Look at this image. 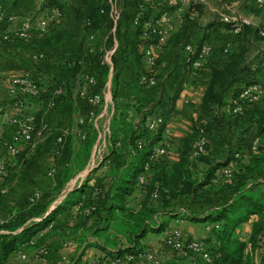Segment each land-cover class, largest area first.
I'll use <instances>...</instances> for the list:
<instances>
[{"label":"trees","instance_id":"trees-1","mask_svg":"<svg viewBox=\"0 0 264 264\" xmlns=\"http://www.w3.org/2000/svg\"><path fill=\"white\" fill-rule=\"evenodd\" d=\"M23 1L0 0V9L8 3L12 8L17 9ZM46 2L58 6L63 15L65 8L72 12V26L69 30L72 37L80 36L84 51L85 33L82 25L85 18L92 17L94 23L96 19H101L100 22L109 19L107 0H46ZM94 2L99 4L95 6ZM139 3L142 4L140 20L157 17L163 12H170L176 8V5L168 4L165 0H149L144 3L142 0H131V17L137 11ZM99 6L105 8L103 16L96 13ZM190 12H199L200 15L203 6L193 2L186 5L181 12L182 23L178 30L169 35L168 42L171 40L180 42L186 37L190 24L194 21L188 17ZM6 26V19H3L0 22V47L10 43L4 39ZM215 26H222L227 31L230 29L229 24L220 21V17L218 22L212 20L200 26L206 30V34L195 42L194 52L186 56L185 66H191L198 49L202 44L207 43L209 31ZM58 27L62 26H56L54 31L58 32L51 33V39L57 42L65 36V31ZM115 28L117 33L118 25ZM134 29L136 35H139V29L135 27ZM257 31L250 25H242L237 34H230L232 38L227 42L226 61L221 64H211L209 78L198 106L199 116L191 123L190 132L182 139L181 149L174 161L167 162L168 154H166L149 162L144 183L136 184V177L142 171L144 163L148 161L151 148L164 139L165 126L181 89L183 73L173 92L168 96L165 107L160 110L161 122L153 132L145 127V129L138 128L133 123V117L140 112L138 105L124 101L119 108L114 109L109 123L110 153L106 157L107 159L110 157L111 161L109 164L111 183L106 189H101L92 196L91 189L86 183L75 186L44 216H42L44 211L38 210L35 204H31V216L40 217V220L30 221L21 229H19L21 222H16L11 214L9 223L2 227L7 232L0 233V264H3L11 253L22 248L34 251L43 246L46 234L34 244H30L32 236L52 223L59 213L78 203L81 207L74 230L84 228L87 234L103 238L109 248L101 243H93V245L101 248L107 256L136 252L141 249L139 241L145 234L161 231L168 219L176 218L192 222H213L216 225L213 241L205 246L210 256L208 264H251L246 250L248 246H253L264 232V108L259 103L243 104L242 100L238 99V95L244 88L257 82L255 75L260 70L261 64H264V36H258ZM256 38L260 41L257 42ZM96 42L97 50L90 56L93 61L96 60L97 65H100L98 61L104 48L111 45V37L106 39L105 44L98 40ZM148 43L147 39H142L132 44L136 60L140 56L136 52L137 47ZM225 44L221 47V51ZM69 52L73 53L71 49ZM70 60L69 57L64 61L59 76L50 77L49 84L37 97L44 104V108L35 114L37 127L45 121L44 113H49L52 109L49 107V102H60L66 96L65 77L69 71ZM79 60L81 64L77 67L78 71L83 67L93 71L91 68L93 66L87 67L83 58ZM159 62L156 60V64ZM114 66L113 96L117 84L116 66ZM104 69L107 68L103 67L105 74ZM57 89H61L62 93L56 94ZM232 100L243 104L240 112L231 111ZM130 110L134 114L129 115ZM150 110L148 108L143 114H149ZM219 129L226 131L224 141L221 140L225 148L222 159L214 157L208 147L209 131ZM199 130L206 138L204 152L189 158L187 154L189 145L198 135ZM95 136L96 132L87 128L86 138L80 140L79 151L60 174L61 185L55 186L58 192L71 176L72 167L78 170L87 163L91 147L95 143ZM136 140H140V148L129 156L128 152ZM232 163H235V169L228 180H213L221 168ZM7 180L0 188V197L3 195L1 189L7 186ZM135 187H141L144 196L136 209H130L125 206V200ZM152 192L156 193L155 197H152ZM152 198L158 200L161 211L167 215L164 220L158 219V210L151 206ZM179 198L182 199L181 209L172 210L171 205ZM91 206H94V210L86 214L84 210ZM195 207L201 210L197 212ZM250 216H255V219L250 223L247 236L243 237L240 230ZM89 218L93 219V223L85 227ZM118 238H122L125 242L119 243ZM89 245L92 244H87Z\"/></svg>","mask_w":264,"mask_h":264},{"label":"crops","instance_id":"crops-1","mask_svg":"<svg viewBox=\"0 0 264 264\" xmlns=\"http://www.w3.org/2000/svg\"><path fill=\"white\" fill-rule=\"evenodd\" d=\"M199 2L203 3L201 4L203 11L210 9L203 0H199ZM170 3L176 5L173 4V1ZM240 3L248 4L255 11L254 14L249 13L245 15L252 22V27L257 30L264 29V5L257 7L254 0H231L229 5H240ZM130 4L131 0H126L124 8H120L118 22L114 23L110 18L108 19L110 20L109 23H107L108 20L96 22L98 24L96 26L99 27L100 34L103 36L102 42L105 44L106 39L111 37V45L103 50V52L109 53V64L97 65L96 60L93 61L92 57L85 53L82 42L80 43V36L76 38L72 37L71 32L68 39L66 37L64 40L56 41L52 46L45 45L39 41L34 43L17 41L0 47V103L4 106V110L0 112V131L5 139H8L12 132V126L8 121L13 115L8 96V88L11 86L10 79L14 75L30 69L34 73L41 75L43 81L42 88L45 90L47 84H49V78L59 76L64 61L69 57L71 58L68 62L69 71L65 77L67 89L64 88V93L66 96L62 101L57 102L49 113H44L48 129L42 136L36 137L32 145L23 147L19 156L12 160L13 164L11 165L9 179L7 180L6 192L0 197V219H10L12 214L16 222H21L19 229L30 221L40 220V217L31 216L32 208H30L27 202L28 196L34 191L40 192V197L34 204L38 210L44 211L42 215L44 216L61 202L66 195H62L63 192L67 193L75 186L86 183L91 189L92 196H94L98 193L97 189H106L111 183L110 167L108 170L101 168V162L94 156L93 143L87 163L78 170L72 167V174L63 184L60 191L58 192L55 189V186L61 185L59 182L61 172L66 166H69L70 161L79 151L80 139L76 133H72L66 138L58 153L54 155L53 152L55 138L61 128L68 124L75 127L78 117L83 116L86 111V103L81 95L84 86L79 79L77 68V61L80 58L85 59L83 62L87 63V67L93 66L91 68H93L98 79V83L93 89L100 91L104 97L102 107L98 110V118L94 124H86V130L90 128L92 132H96V135L100 130V124L103 122L102 125H104L107 121L110 123L114 109L119 108L124 101H128L129 104L138 105L140 112L133 117V123L145 126L148 119L159 115L160 110L166 105L168 96L173 92L179 79L184 74L181 89L174 101L172 114L165 126L170 140V150L166 161L172 162L176 159L178 145L175 142L177 139L184 138L190 132L191 123L199 116L198 106L209 78L211 64H221L226 61L225 56L228 53L221 51V47H223L224 43L228 44L227 42L231 40L232 36L222 26L211 28L207 36V43L211 45L210 54L202 61L200 68L195 69L191 66H185L186 53L183 49L184 45L189 44L194 48L195 42L206 34V30L200 27L206 22L201 23L202 20L200 21L199 18L194 19L195 21L190 24L189 31L186 37L183 38V41H167L162 52L158 54L157 60L160 62L156 64L153 70L154 75L158 79L157 86L141 87L136 84L135 78L139 73L144 71L141 59L142 46L137 47L136 52L140 56L136 60L132 44L142 39L139 35H136L135 29L130 23L132 14ZM37 5L38 0H24L23 4L17 9L12 8L10 3L4 5L3 9L8 12L27 14L29 11L32 12ZM110 22L112 23L111 25ZM181 23V15L175 10H171L169 21L170 34L178 30ZM116 25H118L117 33L115 30ZM69 49L73 53L70 54ZM39 53H43L44 58L35 61L33 56ZM113 65L116 66L115 73L117 78L114 96L112 92ZM103 67L107 68V70L104 69L105 74ZM255 78L260 85V89L264 91V73L258 71ZM261 98L264 100V94ZM27 102L28 110L34 114L44 108L43 102L37 97L28 98ZM148 108L151 109L150 113L143 114ZM128 114L134 113L130 110ZM222 137H226L225 129L212 130L208 133L209 151L212 154L217 153L216 158L218 159L223 158L220 153L225 151V148L221 144L220 138ZM108 145L106 147V156L110 153L109 142ZM2 153V147L0 146V156ZM108 160L109 164H111L110 157ZM95 161L96 164L94 163ZM50 162H53L56 167L53 177L47 175ZM143 196V189L135 187L126 197L125 206L130 209H136ZM177 200L178 202L182 201L181 198ZM151 206L158 210L159 220L167 218V215L161 211L158 200L152 198ZM180 209L176 210L175 208L176 211ZM195 210L199 212L201 208L195 207ZM78 212L79 208L77 205H72L70 208L59 213L46 228L32 236L30 244H34L40 237L46 234L44 244L48 249V254L44 259H41L37 255V250L33 251L22 248L21 251L25 254V258L20 257L18 252L15 251L9 255L3 264H47V262L88 264L92 259L104 253L101 248L93 245V243H101L109 248L103 238L87 234L84 228L74 230ZM254 219L255 216H250L248 221L242 225L240 230L241 236H247L250 223ZM92 223L93 219L89 218L85 227L90 226ZM212 225H214L213 222H192L176 218L168 219L161 231L145 234L140 239L139 245L140 248H143L159 244L162 231L167 227H171L180 230L184 237L199 240L204 246H208L213 241L215 234V229ZM117 241L119 243L125 242L122 238H118ZM87 244L92 245L87 246ZM246 251L250 257L251 264H264V232L261 233L259 240L253 246H248ZM189 260H195V262L200 263L199 258L196 256H193ZM189 260L169 259L162 264H188Z\"/></svg>","mask_w":264,"mask_h":264},{"label":"built area","instance_id":"built-area-1","mask_svg":"<svg viewBox=\"0 0 264 264\" xmlns=\"http://www.w3.org/2000/svg\"><path fill=\"white\" fill-rule=\"evenodd\" d=\"M39 9L37 12H30L19 17L16 14L5 12L0 9V22L3 19H7L11 25L15 24L12 28L11 34L5 35L4 38L9 40L15 37L23 41H29L33 36V32L39 34L48 32L49 28L58 23L63 13L61 9L56 5L47 4L46 0H38ZM149 0H142L147 2ZM108 17L116 23L119 20L120 8L116 0H108ZM257 7L264 5V0H254ZM187 2L183 1L178 4L175 11L181 15V12L186 7ZM119 8V9H118ZM142 11V4L139 3L137 11L131 17V24L133 27L138 28L141 39H147L150 42L142 46L141 59L144 65V71L139 73L135 78V82L141 87H155L158 84V79L153 73L156 67V60L158 54L162 52L165 46L169 34H170V12H163L159 16L154 18H146L140 20ZM96 13L99 16L105 14V8L102 6L97 7ZM190 19H195L196 13L190 12ZM220 21L229 24L230 34H237L242 25L252 26V22L248 18H242L239 16H221ZM10 25V26H11ZM83 31L85 33V52L87 55H92L97 50V39L96 31L94 29V19L90 16L86 17L83 22ZM258 36H264V29L257 31ZM228 44H225L222 49L223 52L227 51ZM186 56L194 52V48L185 44L183 47ZM102 51V49H100ZM211 52V45L204 43L198 49L195 58L191 62L192 68H200L202 61ZM44 57L43 53L35 54L33 59L38 61ZM100 65L109 64V53L103 52L100 60ZM81 64V61H77V66ZM261 73H264V65L260 66ZM79 79L84 86L81 95L86 103V111L83 116L78 117L75 127L71 125H65L61 128L59 134L55 138L54 155L58 153L60 147L63 145L67 137L72 133H76L77 137L82 140L87 136L86 124H94L98 118V110L103 104V94L100 91H95L93 88L97 85L98 79L94 71H90L89 68L83 67L79 71ZM11 86L8 88V96L10 98V107L13 110L12 117L9 118V124L12 126V132L8 139H5L2 132L0 131V146L2 147V154L0 156V188L3 186L11 171V165L13 159L17 158L23 147L26 145H32L36 137L42 136L48 129L46 121H42L37 127L36 115L28 110V98L38 97L41 91L40 85L38 84L37 78L34 72L31 70H24L21 73L14 75L10 79ZM62 93L61 89L56 90V94ZM238 99L242 100L243 104L259 103L264 108V100L261 98L260 87L258 83L251 84L244 88L238 95ZM231 111L233 113L240 112L242 109V103L232 100ZM56 103L54 101L49 102V107L54 108ZM4 110V106L0 103V112ZM161 122L159 115H155L147 120L145 127L148 131L153 132L156 126ZM102 131L98 132L97 139L94 143V156L101 162V168L108 170L109 160L106 158V147L108 143L107 136L109 134V122L107 121L102 125ZM101 137L103 138L101 140ZM164 139L159 143L155 144L149 153L148 161L144 163L142 171L136 177V184L140 185L144 183L145 173L148 170V163L153 162L157 158L164 156L168 153L169 134L167 129L164 130ZM206 138L201 130L198 135L190 143L187 151L188 157L193 158L204 152V145ZM140 140H136L134 145L129 150V155H133L136 150L140 148ZM235 163L232 165L221 168L216 176L215 180H228L235 169ZM56 172V167L53 162H50L47 175L53 177ZM100 189H97L99 192ZM4 194L6 187L1 189ZM66 194L63 192V195ZM152 197L156 196L155 192H152ZM40 197L39 191L32 192L27 202L33 204ZM77 207L80 209L81 204L78 203ZM94 210V206L86 208L84 212L86 214L91 213ZM264 214V211H263ZM10 219H0V232H7L2 229L3 226L9 223ZM213 228L216 225H212ZM20 257L25 258V254L21 250L17 251ZM48 254L46 246H41L37 249V255L44 259ZM193 256L199 258L200 263H196L194 260H189ZM188 259V264H208L210 262V256L205 249L204 244L196 239L186 238L182 232L176 228H165L159 239V244L150 245L138 249L134 253H123L115 254L114 256H107L102 253L98 257L92 259L88 264H162L164 261L169 259ZM47 264H60V262H47Z\"/></svg>","mask_w":264,"mask_h":264},{"label":"rangeland","instance_id":"rangeland-1","mask_svg":"<svg viewBox=\"0 0 264 264\" xmlns=\"http://www.w3.org/2000/svg\"><path fill=\"white\" fill-rule=\"evenodd\" d=\"M113 1V0H112ZM117 1V4L119 5V8H124V6H125V2H126V0H116ZM168 4H172V3H170L171 1H173L174 3L173 4H176V5H178V4H180V3H182L183 1H186L187 2V4H189L190 2H193V3H196V4H203V3H200L199 2V0H195V1H193V0H165ZM231 0H229L228 2L226 1V0H203V2H205L207 5H208V7L210 8V9H205L200 15L198 14V13H196V17H195V20L196 19H200V21H201V23L202 22H209V21H212L213 20V22H214V20L215 21H217L218 22V19H219V17H221V16H228V17H230V16H239V17H242V18H248L249 19V17L248 16H245L246 14H254V10H252L250 7H249V5L248 4H244V3H240V5H232V6H230L229 5V2H230ZM95 3V6L96 5H98L96 2H94ZM118 8V9H119ZM38 9H39V1H38V5L33 9V11L32 12H37L38 11ZM2 10H4L5 12H8V11H6L5 9H2ZM32 10V9H31ZM93 11V10H92ZM31 12V13H32ZM63 12H64V15H63V18L58 22V23H56V24H54V25H52L50 28H49V30H48V32H45V33H42V34H39V33H37V32H33V36H31L32 38L31 39H29V42H32V43H34V42H37V41H39V42H43L45 45H48V46H52V44H55L54 42H56V40L55 39H52V41H49V39H51V33L53 32V33H55V32H58V31H54L55 29V27L56 26H62V27H58V28H60V29H62V30H64L65 31V36H64V38H63V40L67 37V39H68V37H69V33H70V30H69V28H71V26H72V12H69V9L68 8H65V9H63ZM122 12H123V10H122ZM9 13H13V14H16V15H18L19 17H22V15H24V14H20V13H15V12H8L7 14H9ZM28 13V12H27ZM29 13H30V11H29ZM119 18H120V16H119ZM6 19V18H5ZM101 19H99L98 21L96 20L95 21V31H96V34H97V40L100 42V41H103V36H102V34H100V31H99V27L98 26H96V25H98V24H96V22H99ZM194 20V21H195ZM250 20V19H249ZM119 21V20H118ZM117 21V22H118ZM6 22H7V26H6V29H5V31H4V34L5 35H8V34H11V33H13V32H11V30H12V28L15 26V24H12L11 25V23L6 19ZM11 25V26H10ZM8 28V29H7ZM59 30V29H58ZM4 35V36H5ZM4 39H6L7 40V38H4ZM257 42L258 41H260V39H255ZM8 41H10V43H13V42H17V41H20V42H28V41H23V40H20V39H16L15 37H13V38H10ZM8 45V44H7ZM46 53V52H45ZM44 57H42V59H43ZM41 59V60H42ZM84 59V58H83ZM159 59V58H158ZM84 61H85V59H84ZM26 70H30V69H26ZM32 71V70H31ZM33 72V71H32ZM35 74V77L37 78V81H38V84L40 85V88H41V91H40V93L43 91V84H42V79H41V75L40 74H38V73H34ZM256 83H258V81L256 82ZM102 84V83H101ZM259 84V83H258ZM259 87H260V85H259ZM260 92H261V97H262V95L264 94V91L263 90H261L260 89ZM103 123V122H102ZM102 123L100 124V126H99V129L102 131V128H103V126H102ZM138 128H144L145 126L142 124V125H139V124H137L136 125ZM146 128V127H145ZM144 128V129H145ZM99 130V131H100ZM190 130H191V127H190ZM100 131V132H101ZM110 129H109V134H108V136H107V139H108V142L110 143ZM96 139H97V135L95 136V141H96ZM103 138L101 137V140H102ZM182 139L183 138H180V139H177L176 140V142H175V144L176 145H178V148H177V153H178V151L181 149V142H182ZM221 140H223L224 141V137H222V138H220ZM94 141V142H95ZM168 143L170 144V140H169V138H168ZM28 145H26L25 147H27ZM109 145H108V143H107V147H108ZM170 147V146H169ZM169 150L170 149H168V153H169ZM109 151H110V148H109ZM217 152V151H216ZM21 153V152H20ZM167 153V154H168ZM218 153H220V152H218ZM223 157H224V154H225V151L224 152H221L220 153ZM218 154L217 153H215V154H213V156L214 157H216ZM106 156V155H105ZM95 164H96V161L94 162ZM6 182V181H5ZM66 189V188H65ZM63 195V194H62ZM180 199V198H179ZM180 202L181 201H179L178 202V200L177 201H175L172 205H171V207H173L172 208V210H175V208H176V210L177 209H179L180 208ZM35 203V202H34ZM33 203V204H34ZM29 204V203H28ZM29 206H31V204H29ZM4 230V229H3ZM5 231V230H4ZM1 233V232H0ZM4 233V232H3ZM44 246H45V244H44ZM177 259V258H176ZM181 260H185V259H181Z\"/></svg>","mask_w":264,"mask_h":264}]
</instances>
